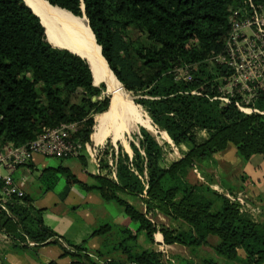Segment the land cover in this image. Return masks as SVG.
Wrapping results in <instances>:
<instances>
[{"label":"trees","instance_id":"obj_1","mask_svg":"<svg viewBox=\"0 0 264 264\" xmlns=\"http://www.w3.org/2000/svg\"><path fill=\"white\" fill-rule=\"evenodd\" d=\"M44 1L52 9L79 17L76 20H85V16L110 72L181 156L166 163L165 148L171 150L170 145H160L151 132L140 127L138 145L129 143L131 156L119 143L117 153L109 142L98 148V173L89 174L94 184L79 181L67 168H57L64 171L65 178L61 198L72 186L93 190L137 223L134 231L114 224L94 231L91 236L110 230L121 235L120 242L105 253L104 249L90 252L86 240L79 244L63 240V245L61 236L45 224V209L26 194L10 200L9 214L0 211V235L8 238L13 249L56 245L61 250L59 257L69 256L71 264H100L101 258L114 253L125 260L108 257L110 260L101 263L164 264L156 248L139 249L140 234L154 245L156 233L165 245L207 246L227 262L264 264V220L257 214L261 208L257 211L243 191L217 193L201 182L190 181L197 164L211 160L229 145L245 161L254 155L264 159V104H247L256 111L244 113L235 104L210 101L213 76L204 62L210 53L223 49L229 9L247 0ZM251 2L264 7V0ZM56 42L23 0H0V144L26 146L48 129L73 123L78 125L75 140L83 146L93 141L110 99L104 94V84L94 86L86 60ZM193 65L196 69H189ZM178 68H187L191 81L177 79ZM194 90L200 95H191ZM77 159L87 165L85 150ZM110 160L115 165L114 176ZM50 170L40 176L45 191L60 179ZM125 196L138 200L144 209ZM157 215L177 226L157 228L149 220ZM210 236L217 237V244L208 242Z\"/></svg>","mask_w":264,"mask_h":264},{"label":"built area","instance_id":"obj_2","mask_svg":"<svg viewBox=\"0 0 264 264\" xmlns=\"http://www.w3.org/2000/svg\"><path fill=\"white\" fill-rule=\"evenodd\" d=\"M228 22L229 32L224 39L223 49L210 53L204 59L213 76L212 95L208 97L210 101L235 104L240 111L251 113L256 110L247 107V104H264V7L247 0L244 5L229 9ZM189 69L195 70L196 65L189 66ZM176 78L189 82L192 76L187 68H178ZM191 95L200 93L194 90ZM77 130L75 123L62 124L46 130L26 146L0 144V211L9 214L7 205L10 200L24 195L14 181L12 172L19 166L30 164L37 155L65 160L77 158L85 150L98 173L100 146L97 150L91 149L89 144L83 146L73 138ZM109 165L114 176L112 160ZM237 200L243 203L241 198ZM149 220L153 223L152 218ZM29 245L33 246V243Z\"/></svg>","mask_w":264,"mask_h":264},{"label":"crops","instance_id":"obj_3","mask_svg":"<svg viewBox=\"0 0 264 264\" xmlns=\"http://www.w3.org/2000/svg\"><path fill=\"white\" fill-rule=\"evenodd\" d=\"M50 37L61 44L64 43L63 45L69 46L74 51H80L79 49L72 48L67 42L59 41L54 36ZM166 139H168V137H166ZM182 149L184 150V147H182ZM220 153L215 154L212 161L215 162L218 173L227 174L230 169V163H238L240 159L236 158L235 147L229 154H222L221 156ZM230 158H232L235 162L226 161L230 160ZM75 160H77L80 165L74 162ZM88 162L89 161L87 160V163ZM59 167L67 168L71 174L83 183L91 184L90 182H92V184H94V179L86 172V166H82L77 158L60 160L52 157H42L37 155L33 158L30 164L17 167L12 172V177L22 189L24 194L33 199L36 206L39 204L41 208L45 209L44 222L59 236H61L62 239H59V241L63 245V240H68L75 244H79L86 240L84 244L85 247L90 252H94L97 250H103L108 243V245H111L112 247L115 244H118L120 242L119 239H121V235H119L115 230H110L104 235L96 234L91 236L94 231L106 224L128 227V224L130 223V220L123 214L121 208V210L111 208L110 204L104 202L95 191H83L77 186H72L66 197L61 198V193H55L52 197V201H50V203H45V198L54 192L53 188L50 191L48 190V192L45 191L46 194H44L40 199L41 203L35 200L33 196L40 197V195L38 194L39 192L37 194L34 193L33 184L35 180L44 183L40 176L45 169H51L50 172L59 176L60 179H64L65 182L64 171H62V169L57 170ZM243 168H246V171H243V173L246 178H249V185L246 189L241 188V190L233 192L239 193L243 191L246 193L253 201L254 205L261 208V219L264 220V159L261 156L254 155L247 163H244ZM32 171H35L36 173H32ZM88 177H90V179ZM190 178L191 181H193V175ZM113 209H115V211ZM79 214H81V218H79ZM160 238L161 236L157 235V239ZM114 239H116V242H113ZM208 242L213 244L211 243L210 237H208ZM10 245L11 244L8 238L0 235V248L3 249L0 250V264H47L52 259L57 260L60 264L62 259L68 257L66 256L60 258L59 256L61 254V250L56 245L43 246L35 250H23L20 248L13 249ZM153 246H144L143 249L155 250ZM67 260V264H71V260L69 258Z\"/></svg>","mask_w":264,"mask_h":264},{"label":"rangeland","instance_id":"obj_4","mask_svg":"<svg viewBox=\"0 0 264 264\" xmlns=\"http://www.w3.org/2000/svg\"><path fill=\"white\" fill-rule=\"evenodd\" d=\"M78 21H80V20H78ZM129 98L131 99L132 103L134 104L132 94H130ZM134 107H136L138 114L141 116L142 123H143L142 125L136 126L134 128V130L131 132L115 131L113 129L114 126L112 124H110L111 122L108 119V112H107L105 115H103L101 117V119L99 121V128H98L95 136L94 135L92 136L93 141L91 142V144H89V147L91 149L95 148L97 150L98 146L107 145L108 144L107 142H109V144H111L113 146L114 152L117 153V143H119V146H121V148L124 150V152H127V154L129 156H131L132 153H131V150L129 147V143L131 142L135 145H138L139 128L144 127L149 132L152 133V135L156 138V140L158 141V143L160 145H163L164 142H166L170 145L171 150H168V148H165V162L166 163H169L173 160L180 158L181 154L178 151V149L172 145V143H171V141H169V139H166V137H167L166 135L155 130V128L151 125L150 119L146 116V114L142 110V108H140L139 106H136L135 104H134ZM90 141H91V139H90ZM94 145L95 146L98 145V146L95 147ZM233 148L234 147L232 145H229L225 151L220 153L221 156H222V154H229L231 152V150H233ZM236 158L240 159V161L238 163H236L232 158H230V160H226V161L235 162V163H230V165H229L230 169H229L227 174L218 173L216 170V164H215V162L212 161V159L204 161L202 163H199L192 170V172H191L192 174L190 175V177L193 175L194 179H193V181H191V178H190V181L191 182H201L202 184H204L205 186H208L211 190H213L217 193H227V192L229 193L231 191H239V190H241V188L246 189V187L249 185V178L248 177L246 178L245 174L243 173V171L244 172L246 171V168H243V165H244V163H247L248 161H245L237 152H236ZM88 161L89 162L86 165V172L88 174H97V168L91 163L90 160H88ZM74 162H76L78 165H80L77 160H75ZM32 173H36V172L32 171ZM29 175H30V173H29ZM88 178L90 179V177H88ZM90 183L92 184V182H90ZM64 185H65L64 179H60L59 182L56 184V186L53 189L54 192L51 193L49 196H47L45 198L44 202L50 203V201H52V197L54 196L55 193L59 194L62 192ZM45 188H46V185L44 183L39 182L38 180H35V182L33 184V191L36 194L39 192L38 194L40 195V197H35V196H33V197L39 203H41L40 199L43 197V195L46 194ZM125 199L128 202L134 204L138 209H140V210L144 209L142 204L138 200L134 199L132 196H125ZM106 203H109L111 208H117L118 210L120 209V207L113 202H106ZM112 206H114V207H112ZM37 207H40V205L38 204ZM259 208L260 207L257 206V211ZM113 210L115 211V209H113ZM257 214H258L259 218L261 219L262 210L260 209L257 212ZM81 217H82L81 214H79V218H81ZM152 220H153V223L155 222V224H156L155 226L157 228L161 227L162 225L163 226H170V227H176L177 226L176 222L169 221L168 219H166L160 215L154 216V218ZM137 227H138L137 223L130 221V223L128 224V227H125V228H128V229L134 231L135 229H137ZM157 235L161 236V234L156 233L154 235V242H155V244H157L158 248L155 244H154V246L152 244H150L146 240V237L144 236V234H140V236L138 237L139 249H143L144 246H151V247L153 246L154 249L156 248L158 251L160 250L159 252L161 253V257H162L164 264H205L204 261H206V260L212 261L215 264H238L236 262H227L222 257L215 255V253L207 246L199 247L196 249H188L186 247H182V246H178V245H171V246L165 245L163 240H162V236L160 239H157ZM120 240L121 239H119V241ZM210 240H211V243H213V244H217V242H218V239L215 236H210ZM113 242H116V239H114ZM111 247L112 246L109 245V247L103 248L104 249L103 252L105 253V249H110ZM0 250H3V249L0 248ZM238 255H239V257L243 258L244 257L243 251L239 250ZM108 257H112L114 259L125 260V257L123 255H121L119 253H114V254H111L110 256H104L103 258H101V261H99L100 264H102L101 262L106 258H107V260H110ZM68 258L70 259L69 256L67 258L62 259L60 264H67ZM51 261L57 262V260H55V259H52L49 262H51ZM96 261H98V260H96ZM57 264H59V263L57 262Z\"/></svg>","mask_w":264,"mask_h":264},{"label":"bare ground","instance_id":"obj_5","mask_svg":"<svg viewBox=\"0 0 264 264\" xmlns=\"http://www.w3.org/2000/svg\"><path fill=\"white\" fill-rule=\"evenodd\" d=\"M26 1V4L28 3L29 5H27L39 17L42 25L48 28L46 30L49 37L54 36L59 41L69 43L72 48L79 49L83 52L68 48L70 51L85 56L89 61H92L95 81L97 82L98 79L96 76L97 73L98 77L104 80L112 92L110 94L111 100L108 108V119L111 122L110 124L114 126L113 129L118 132H131L136 126L142 125L141 116L127 95L129 93L119 84L108 69L106 62L101 58L100 48L95 45L86 20L78 21V19H75L76 17H72L64 10L58 8H55L58 10L52 9L53 7L48 5L44 0ZM57 44L61 45L59 42Z\"/></svg>","mask_w":264,"mask_h":264},{"label":"water","instance_id":"obj_6","mask_svg":"<svg viewBox=\"0 0 264 264\" xmlns=\"http://www.w3.org/2000/svg\"><path fill=\"white\" fill-rule=\"evenodd\" d=\"M24 1V0H23ZM24 3L26 4V2L24 1ZM26 6L27 7H29L30 9H31V7L30 6H28L27 4H26ZM51 6V5H50ZM55 8H57V7H55ZM58 9H60V8H58ZM60 10H63V9H60ZM83 10V9H82ZM31 11L33 12V10L31 9ZM65 11V10H64ZM65 12H67V11H65ZM34 13V12H33ZM35 14V13H34ZM36 15V14H35ZM37 16V15H36ZM38 17V16H37ZM39 18V17H38ZM76 18H79V17H76ZM82 18H84L85 20H86V18H85V16L83 15V17ZM40 20V19H39ZM41 22V21H40ZM86 23H87V20H86ZM42 24V23H41ZM88 25V24H87ZM43 26V25H42ZM44 27V26H43ZM46 35V34H45ZM47 40V39H46ZM100 48V47H99ZM62 49H64V48H62ZM66 50H68V49H66ZM69 51V50H68ZM71 52V51H70ZM73 53V52H72ZM100 53H101V48H100ZM74 54H76V55H78V56H80L81 58H83V59H85L86 60V62L88 63V65H89V68H90V71H91V73H92V77H93V84H94V86H99L100 84H104V86H105V95L107 96V97H109V99L111 100V98H110V94H112V92H111V90L108 88V86L106 85V83L104 82V80H99V79H97V82L95 81V79H94V72H93V63H92V61H89L88 60V58H86L85 56H81V55H79V54H77V53H74ZM121 85V84H120ZM122 86V85H121ZM96 100V98L95 97H93L92 98V101H95ZM109 106H110V101H109ZM109 108V107H108ZM95 121V120H94ZM94 129V128H93ZM127 153V152H126Z\"/></svg>","mask_w":264,"mask_h":264}]
</instances>
